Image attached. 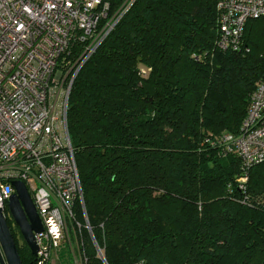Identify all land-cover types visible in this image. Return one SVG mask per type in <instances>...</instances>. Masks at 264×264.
Returning a JSON list of instances; mask_svg holds the SVG:
<instances>
[{"label":"trees","instance_id":"1","mask_svg":"<svg viewBox=\"0 0 264 264\" xmlns=\"http://www.w3.org/2000/svg\"><path fill=\"white\" fill-rule=\"evenodd\" d=\"M105 1L110 18L126 0ZM216 2L133 0L75 75L85 264H264V160L245 167L216 143L239 132L264 78V16L223 50Z\"/></svg>","mask_w":264,"mask_h":264},{"label":"built area","instance_id":"2","mask_svg":"<svg viewBox=\"0 0 264 264\" xmlns=\"http://www.w3.org/2000/svg\"><path fill=\"white\" fill-rule=\"evenodd\" d=\"M132 1L107 18L105 0H0V208L10 217L11 182H23L43 228L35 234L36 264H52L78 203L86 218L66 125L68 97L79 68ZM216 6L223 50L237 48L248 19L264 16V0ZM216 143L233 148L245 167L264 160V78L239 132Z\"/></svg>","mask_w":264,"mask_h":264},{"label":"water","instance_id":"3","mask_svg":"<svg viewBox=\"0 0 264 264\" xmlns=\"http://www.w3.org/2000/svg\"><path fill=\"white\" fill-rule=\"evenodd\" d=\"M13 192L7 200L8 213L19 234L28 247L30 253L36 256L38 245L35 234L43 231L41 219L32 203L30 195L23 182H11ZM0 264H23L18 254L17 247L10 227L0 208Z\"/></svg>","mask_w":264,"mask_h":264},{"label":"rangeland","instance_id":"4","mask_svg":"<svg viewBox=\"0 0 264 264\" xmlns=\"http://www.w3.org/2000/svg\"><path fill=\"white\" fill-rule=\"evenodd\" d=\"M83 221L85 222V219H83ZM80 228L78 220L70 221L66 219L60 248L52 258V264H85L83 260L84 256L81 253V247H79L78 237L81 236ZM19 241L22 242V240Z\"/></svg>","mask_w":264,"mask_h":264},{"label":"flooded vegetation","instance_id":"5","mask_svg":"<svg viewBox=\"0 0 264 264\" xmlns=\"http://www.w3.org/2000/svg\"><path fill=\"white\" fill-rule=\"evenodd\" d=\"M10 219H11V217H10ZM12 220V219H11ZM14 224V223H13ZM16 226V225H15ZM12 228H13V230H14V232H17L18 231V228L16 229L15 227H14V225L12 226ZM19 232V231H18Z\"/></svg>","mask_w":264,"mask_h":264},{"label":"bare ground","instance_id":"6","mask_svg":"<svg viewBox=\"0 0 264 264\" xmlns=\"http://www.w3.org/2000/svg\"><path fill=\"white\" fill-rule=\"evenodd\" d=\"M34 257H35L34 259H35V263H36L37 255H36V256H34Z\"/></svg>","mask_w":264,"mask_h":264}]
</instances>
